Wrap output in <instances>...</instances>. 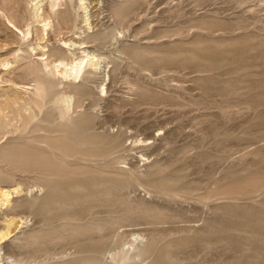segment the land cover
I'll return each mask as SVG.
<instances>
[{
	"label": "rangeland",
	"instance_id": "374dc122",
	"mask_svg": "<svg viewBox=\"0 0 264 264\" xmlns=\"http://www.w3.org/2000/svg\"><path fill=\"white\" fill-rule=\"evenodd\" d=\"M37 1L0 0V262L264 264V0Z\"/></svg>",
	"mask_w": 264,
	"mask_h": 264
},
{
	"label": "bare ground",
	"instance_id": "6f19581e",
	"mask_svg": "<svg viewBox=\"0 0 264 264\" xmlns=\"http://www.w3.org/2000/svg\"><path fill=\"white\" fill-rule=\"evenodd\" d=\"M44 1H46V0H38L37 2H35V4H34V10H36V14H35V16H37V17H39V16H41L40 15V13H39V11L41 10V9H43V3H44ZM53 1V0H52ZM57 1V0H56ZM55 0L53 1V2H51V4H50V6L52 7V8H54L55 6H56V2ZM91 3V2H90ZM88 4H89V2H88ZM88 4L86 3V0H80L79 1V4H78V7H80V8H82L83 9V11L85 12L84 14V16H83V18H82V22H84L85 24L87 23V24H89V18L87 17L88 15L86 14V12H87V9H88ZM55 5V6H54ZM111 5V4H110ZM54 6V7H53ZM53 14V13H52ZM81 16V15H80ZM66 21H69L68 19L66 20ZM71 21V20H70ZM65 24V23H64ZM76 24V23H75ZM72 26V25H71ZM76 26H78V23H77V25ZM75 26V27H76ZM85 26V25H84ZM74 27V26H73ZM96 27V26H95ZM85 28V27H84ZM86 29V28H85ZM79 30V29H78ZM89 30V29H88ZM91 34V33H90ZM92 36V35H91ZM90 37V35H89V33H88V38ZM81 39V38H80ZM84 40V39H83ZM86 40H88V39H86ZM85 41V40H84ZM89 41V40H88ZM81 42V41H80ZM62 49V48H61ZM89 52V51H88ZM96 57H95V54H89V53H87V54H84L83 55V57L81 58V59H79L78 61H76V62H74V63H72L71 65H70V68H69V72H67V73H70V76L71 75H73L74 77H79V76H81V75H83V74H85L84 76H83V79H87L88 78V75L87 74H90V72H92L91 70H86V68H87V66H96V65H98L99 64V61H98V58L97 59H95ZM75 60V59H74ZM73 62V61H72ZM107 62V61H106ZM102 65V64H101ZM57 67V66H56ZM66 68V67H65ZM91 68V67H90ZM99 68H101V67H99ZM43 69H44V67H43ZM95 69V68H94ZM96 69H98V66H97V68ZM95 69V70H96ZM49 70V69H48ZM48 72V71H47ZM96 73V72H95ZM94 73V74H95ZM100 73V72H99ZM93 74V75H94ZM49 75V74H48ZM96 75V74H95ZM69 76V75H68ZM90 78V77H89ZM76 79V78H75ZM78 79V78H77ZM81 80H82V76H81ZM80 80V81H81ZM83 81V80H82ZM88 81V80H87ZM86 82V81H85ZM91 82V81H90ZM93 82V81H92ZM71 84V83H70ZM87 84V83H86ZM83 85H85V84H83ZM82 85V86H83ZM89 85V84H88ZM54 86V85H53ZM78 86H81V84H79ZM81 86V87H82ZM75 87V86H74ZM84 87V86H83ZM85 87H87V86H85ZM89 87V86H88ZM90 87H92V86H90ZM52 88H54V87H52ZM73 88V87H72ZM79 88V87H78ZM56 90V89H55ZM81 90V89H80ZM87 91V90H86ZM88 91H90V90H88ZM92 91V90H91ZM103 91V90H102ZM56 92V91H55ZM60 92V91H59ZM81 93V92H80ZM86 92H84V94L83 95H86V94H88V93H86ZM93 93V92H92ZM94 94V93H93ZM90 95V94H89ZM102 95V94H101ZM61 97V96H60ZM82 97V96H81ZM3 100V99H2ZM2 100H0L1 102H2ZM97 100V99H96ZM100 100H102V99H100ZM107 100V99H106ZM6 101V100H5ZM92 101V100H91ZM0 102V105L2 104ZM66 103V102H68V99L64 96H62V98H60L59 100H57V103ZM98 102V101H97ZM106 103V102H105ZM3 104H5V103H3ZM92 104V103H91ZM96 104V103H95ZM94 104V105H95ZM68 105V104H67ZM90 105V104H89ZM97 105V104H96ZM70 105H68V107H69ZM92 106V105H91ZM68 107L66 108V109H64L63 111L66 113V111H67V109H68ZM5 109V108H4ZM64 113V114H65ZM71 119H73L72 117H71ZM7 126V125H6ZM68 126V125H67ZM62 127V126H61ZM64 127V126H63ZM3 129V128H2ZM63 130V129H62ZM3 154V153H2ZM3 175V174H2ZM1 176V175H0ZM17 191H18V188L17 187H15V188H13L12 187V185H8V186H1L0 187V204H5L6 205V203L7 202H9L10 200H11V197H12V194H14L13 192H16L17 193ZM8 205V204H7ZM4 206V205H3ZM17 206V205H16ZM8 208V207H7ZM7 212V211H6ZM8 214V213H7ZM15 222V219L14 218H11V219H9L8 220V223L6 224L7 225V230H6V232H4V233H2L1 234V236H0V241H1V238L2 237H6L7 235L9 236V232H11V231H9V228L11 227V225L13 224ZM3 240V239H2ZM147 248V247H146ZM122 252V251H121ZM120 252V255L119 254H117V257H118V255H119V259H125V257L127 258L128 256H127V254H126V252H124V250H123V252L121 253ZM140 254H148V252H150V251H148V252H146L143 248L142 249H140ZM116 257V258H117ZM157 259V258H156ZM155 259V260H156ZM102 261V260H101ZM80 262V261H79ZM85 262V261H84ZM0 264H2L1 262H0ZM57 264H66V263H57ZM76 264V263H75ZM83 264H88V263H83ZM150 264V263H149ZM152 264V263H151Z\"/></svg>",
	"mask_w": 264,
	"mask_h": 264
}]
</instances>
